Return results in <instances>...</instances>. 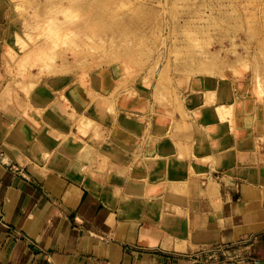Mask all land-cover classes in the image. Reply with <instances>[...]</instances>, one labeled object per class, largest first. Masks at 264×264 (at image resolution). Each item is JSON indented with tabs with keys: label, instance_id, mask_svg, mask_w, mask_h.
<instances>
[{
	"label": "crops",
	"instance_id": "obj_1",
	"mask_svg": "<svg viewBox=\"0 0 264 264\" xmlns=\"http://www.w3.org/2000/svg\"><path fill=\"white\" fill-rule=\"evenodd\" d=\"M8 27L0 6V264H264L259 105L197 80L157 101L118 65L17 85Z\"/></svg>",
	"mask_w": 264,
	"mask_h": 264
},
{
	"label": "rangeland",
	"instance_id": "obj_2",
	"mask_svg": "<svg viewBox=\"0 0 264 264\" xmlns=\"http://www.w3.org/2000/svg\"><path fill=\"white\" fill-rule=\"evenodd\" d=\"M0 6L9 7L5 58L17 85L55 75L86 79L118 65L119 85L138 81L152 87L157 101H172L182 83L197 80L202 89H233L236 99L264 110V0H1ZM73 11L80 18L69 20ZM218 111L223 120L232 117L224 106Z\"/></svg>",
	"mask_w": 264,
	"mask_h": 264
},
{
	"label": "bare ground",
	"instance_id": "obj_3",
	"mask_svg": "<svg viewBox=\"0 0 264 264\" xmlns=\"http://www.w3.org/2000/svg\"><path fill=\"white\" fill-rule=\"evenodd\" d=\"M73 1V0H72ZM123 6V5H122ZM63 7V6H62ZM61 9H63L64 10V8H60V10ZM66 9V8H65ZM19 11V7L17 6V7H15V11ZM21 10H23V9H20V11ZM61 10V13L63 14V12L64 11H66V10ZM19 11V12H20ZM59 11V10H58ZM63 11V12H62ZM68 12H69V10H68ZM17 13V12H16ZM58 13H60V12H58ZM66 13H67V11H66ZM61 15V14H60ZM67 18H69V20H76V19H78V18H80V14H79V12H76V11H73V12H71L70 14H69V16H67ZM69 24V23H68ZM120 69V68H119ZM40 70V69H39ZM212 92V91H211ZM212 95V94H211ZM213 96V95H212ZM46 100H47V98H46ZM221 106V105H220ZM225 108V107H224ZM226 110V109H225ZM218 115V114H217ZM81 118V117H80ZM81 120V119H80ZM89 123V122H88Z\"/></svg>",
	"mask_w": 264,
	"mask_h": 264
}]
</instances>
